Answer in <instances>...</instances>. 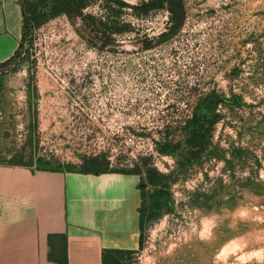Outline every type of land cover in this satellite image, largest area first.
Listing matches in <instances>:
<instances>
[{"label":"rangeland","instance_id":"1","mask_svg":"<svg viewBox=\"0 0 264 264\" xmlns=\"http://www.w3.org/2000/svg\"><path fill=\"white\" fill-rule=\"evenodd\" d=\"M145 1L27 33L0 69V165L137 172L141 245L120 264H264V0H181L172 34L166 9L134 15Z\"/></svg>","mask_w":264,"mask_h":264},{"label":"crops","instance_id":"2","mask_svg":"<svg viewBox=\"0 0 264 264\" xmlns=\"http://www.w3.org/2000/svg\"><path fill=\"white\" fill-rule=\"evenodd\" d=\"M21 35L18 0H0V64ZM141 202L133 173L2 164L0 264H103L105 254L133 253L141 244Z\"/></svg>","mask_w":264,"mask_h":264},{"label":"trees","instance_id":"3","mask_svg":"<svg viewBox=\"0 0 264 264\" xmlns=\"http://www.w3.org/2000/svg\"><path fill=\"white\" fill-rule=\"evenodd\" d=\"M105 2L107 0H104ZM18 3L21 8L22 13V35L19 42L18 49L14 53V55L5 61L4 63L0 64V69H3L7 66H9L13 60L18 55V52L20 48L22 47L23 40L25 39L27 33L30 31L39 28L46 22L50 21L51 19H54L60 15H66V16H82V12L85 8L88 6L87 0H18ZM109 7V13L107 15H111L112 12V6L108 5ZM132 12H134V15L136 16H145L152 10H158V9H166L169 16V24L170 27L168 29V34H172L177 29L180 28L184 16H185V10L184 5L182 4L181 0H148L145 2H141L133 7H130ZM106 12V11H105ZM111 17L107 19V24H113L110 22ZM109 28V30L113 33H120L124 29L127 28V26L110 29L108 25H105ZM166 35H163V37ZM9 165H21V166H28V167H34L36 169L40 170H52V171H58L61 169L58 168H51L48 165L42 164L41 161L37 163H22L21 161H11L8 162ZM80 172L82 173H98L93 171L92 169H88L86 167H83ZM133 174L139 175L137 172H131ZM140 176V175H139ZM141 183V182H140ZM142 192V202L140 206V228H141V238H142V230H143V219L144 215L147 210V206L145 203L144 195H143V189L141 188ZM141 245V244H140ZM61 251L62 255L64 256V242L61 243ZM132 253L129 252H121V253H114V254H105L103 256L102 262L103 264H120V259L126 256H130ZM65 257V256H64ZM62 257V258H64ZM65 262H61L60 264H64Z\"/></svg>","mask_w":264,"mask_h":264}]
</instances>
